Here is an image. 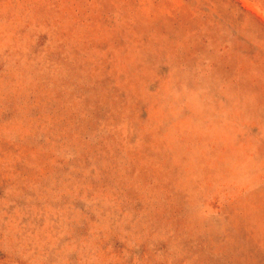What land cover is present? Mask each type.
Here are the masks:
<instances>
[{"label": "rangeland", "instance_id": "rangeland-1", "mask_svg": "<svg viewBox=\"0 0 264 264\" xmlns=\"http://www.w3.org/2000/svg\"><path fill=\"white\" fill-rule=\"evenodd\" d=\"M0 264H264V0H0Z\"/></svg>", "mask_w": 264, "mask_h": 264}]
</instances>
